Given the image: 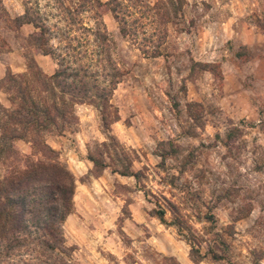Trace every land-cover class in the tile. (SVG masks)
Returning a JSON list of instances; mask_svg holds the SVG:
<instances>
[{"label": "rangeland", "instance_id": "374dc122", "mask_svg": "<svg viewBox=\"0 0 264 264\" xmlns=\"http://www.w3.org/2000/svg\"><path fill=\"white\" fill-rule=\"evenodd\" d=\"M78 1L2 0L7 17L0 11V80L9 72L26 75L30 60L47 76L59 68L32 46L30 36L39 30L13 23L27 9L50 28L51 45L69 72L88 73L94 86L100 75L107 87L99 63L108 62V70L116 64L123 73L109 109L120 120L109 130L96 103L86 101L77 102L63 134L41 135L76 181L74 209L63 224L66 247L75 248L73 263L264 264V0H184L157 58L142 52L152 28L145 34L139 28L137 42L129 41L105 12L103 45L113 65L95 35L69 30L66 9ZM92 17L81 16L95 31ZM154 47L150 42L146 49ZM0 102L11 107L2 89ZM15 149L19 160L9 158L1 178L34 154L30 142L17 141ZM100 153L112 168L98 174L88 157L100 159ZM117 155L132 160L139 182L113 172ZM158 210L183 234L162 224ZM186 235L197 243L199 258ZM212 252L223 259H212ZM29 262L26 254L10 260L0 254V264Z\"/></svg>", "mask_w": 264, "mask_h": 264}, {"label": "trees", "instance_id": "16d2710c", "mask_svg": "<svg viewBox=\"0 0 264 264\" xmlns=\"http://www.w3.org/2000/svg\"><path fill=\"white\" fill-rule=\"evenodd\" d=\"M75 5L66 9L65 21L69 30L81 31L84 36L88 33L95 35L102 41L101 52L113 65L111 50L103 45L108 42L103 20L105 12L112 14L121 36L129 41L137 42L140 29L145 34L147 27L152 28V33L147 37L149 40H144L142 52L145 56L157 58L163 55L162 48L168 40V26L175 24L182 15L184 0H169L168 3L160 1L154 5L145 0H107L105 3L102 0H79ZM0 11L2 18L7 17L2 0ZM87 12H93L95 31L84 26L81 16ZM30 13L27 9L13 23L18 27L33 25L39 30V33L30 36L32 46L44 55L52 56L59 68L52 76H47L34 60H30L26 75L18 76L9 72L0 80V90L8 94L11 104L10 108H6L0 102V167L6 166L9 158L19 160L15 149L17 141L32 143L34 150L22 169H14L3 178L0 173V254L7 260L26 254L30 257V264H74L71 257L75 248L66 247L63 224L74 209L76 181L72 173L59 162V153L43 141L41 135L46 131L63 134L71 119L75 120L74 108L77 102L80 104L86 101L96 103L101 121L109 130L113 123L120 120L118 112L112 117L109 109L112 107V95L123 73L117 69L116 64L115 69L108 70V62L99 63L101 76H105L109 82L107 87L99 83L100 75L96 76L94 86L88 80L91 77L88 73L69 72L64 59L51 45L50 28L38 15L32 16ZM131 18L133 20L129 22ZM144 20L149 23L145 24ZM259 26L264 30V22H260ZM150 42L155 46L151 53ZM30 78L34 81L31 82ZM104 146L108 147L106 144ZM99 155L100 159L93 154L88 157L98 174L112 168L104 159V153ZM115 162L114 173L134 177L137 182L141 180L142 173L132 170L133 162L128 156L121 159L117 155ZM156 217L166 226H176L183 234L177 222L171 225L167 223L165 211H156ZM186 239L192 245L194 258H199L200 249L196 248L195 240L187 235ZM23 250L22 254L15 256ZM211 254L212 259H223L215 252Z\"/></svg>", "mask_w": 264, "mask_h": 264}, {"label": "crops", "instance_id": "0c3cea01", "mask_svg": "<svg viewBox=\"0 0 264 264\" xmlns=\"http://www.w3.org/2000/svg\"><path fill=\"white\" fill-rule=\"evenodd\" d=\"M243 87H245V86H243Z\"/></svg>", "mask_w": 264, "mask_h": 264}]
</instances>
